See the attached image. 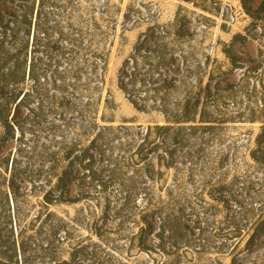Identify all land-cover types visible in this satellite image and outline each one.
<instances>
[{"label": "rangeland", "instance_id": "obj_1", "mask_svg": "<svg viewBox=\"0 0 264 264\" xmlns=\"http://www.w3.org/2000/svg\"><path fill=\"white\" fill-rule=\"evenodd\" d=\"M247 5L258 13L259 0ZM0 8L14 31L8 35L19 29L7 46L27 40V64L34 66L35 79L23 88L33 90L24 128L30 142L32 129L38 143L56 138L88 146L96 126L165 125L158 112L133 108L118 88L117 73L141 33L153 25L171 26L175 19L189 36L176 45L183 54L169 66L174 74L166 77L176 84L165 103L174 107L190 94L191 103L199 99L214 122L202 131H162L150 165L135 166L129 162L137 160L132 150L103 143L102 155L94 153L86 171L91 188H82L93 197L50 207L56 217L44 225L32 222L40 194L22 196L17 203L7 196L0 205L14 218L17 233L22 230L17 240L25 257H38L36 264L56 250L68 260L71 247L80 244L85 249L78 264H230L236 245L235 264H264V234L253 249L245 247L253 227L264 221L262 13L253 22L240 0H1ZM13 11L16 19L7 15ZM23 17L31 21L28 38L22 33ZM235 35L238 40H232ZM142 188L146 197L138 199L140 206L148 199L152 208L181 209L186 216L162 239L156 219L145 237L148 250L130 237L139 223L123 220L133 211L122 206L124 196ZM57 218L66 223L62 231L70 233V245L58 244L51 235L60 225Z\"/></svg>", "mask_w": 264, "mask_h": 264}, {"label": "trees", "instance_id": "obj_2", "mask_svg": "<svg viewBox=\"0 0 264 264\" xmlns=\"http://www.w3.org/2000/svg\"><path fill=\"white\" fill-rule=\"evenodd\" d=\"M183 1L189 2V0ZM247 1L240 0L241 7L253 22L261 19L258 13H262L264 17V0H259L256 9L258 13L252 12ZM7 15L16 19L17 11ZM9 23L0 8V201L6 202L8 196L13 203H17L22 196L40 194V209L32 219L33 223L44 225L55 218L56 215L50 211V207L75 205L82 201L87 202L93 197L92 193L82 188L83 186L91 188L85 181L86 171L88 173L90 171L94 153L98 156L102 155L99 147L103 146V143L114 141L120 144L122 151L132 150L137 160L130 159L129 162L135 166L150 165L148 162L151 156L158 152L162 131L175 129L202 131L208 124L214 123L207 117L205 105L200 104L199 99L191 103L190 94L184 97L182 103L174 107L165 103L169 98L168 90L173 89L176 84L172 76L166 77L169 73L174 74L169 66H173L176 58L183 54L176 45L189 36L188 33L185 36L181 33L183 27L175 19L171 26L153 25L141 33L131 55L122 62L117 73L118 88L125 94L133 108L144 114L158 112L165 125L154 124L144 128L96 126V132L88 146H82L78 141L56 138L49 142L38 143L39 136L32 129L33 142H30L25 136L24 128L33 110L31 107L33 90L23 88L27 80L35 79V71L31 61L27 64V40L16 47L7 46L9 44L7 38L9 37L10 40L12 36L15 38L19 30L17 29L13 35H8L14 32L9 28ZM20 23L23 24V35L28 38L31 21L23 17ZM172 28L176 30L171 32ZM238 38L239 36L235 35L232 40ZM105 65L106 61H103V66ZM161 67L166 68L167 71L161 73ZM256 141L260 143V138L258 137ZM168 155L171 160V154ZM250 157L257 161L255 151L250 153ZM165 166L169 167L168 164ZM144 191L145 189L142 188L129 195L126 194L122 206H130V210H133L126 213L123 218L127 225L139 223L138 232L131 233L130 237L137 238L139 248L148 250L144 247L145 237L152 234L156 219L159 222L157 235L159 234L162 239L163 235L171 231L174 224L185 222L186 216L181 209L176 211L169 209L165 212L162 207L152 208L148 199L140 206L138 199ZM105 199L109 206L111 204L109 199ZM3 210L4 207L0 205V264H35L34 259L38 257L33 259L25 257L21 239L17 240L18 236L21 237L22 230L17 233V229L12 225L14 218ZM57 220L60 225L51 229V235L56 238L58 244L66 242L70 245L72 242L70 233L62 231L66 223L60 218ZM263 225L264 221L258 222L246 239L245 247L249 251L258 244L264 234ZM61 232H64L63 238L60 236ZM84 249L80 244L73 245L71 252L68 253V260L60 259L57 251L53 250L43 259L39 257L36 264H78V258ZM236 251L235 245L229 253L230 264L236 262Z\"/></svg>", "mask_w": 264, "mask_h": 264}]
</instances>
